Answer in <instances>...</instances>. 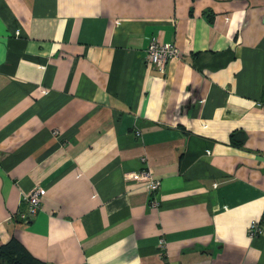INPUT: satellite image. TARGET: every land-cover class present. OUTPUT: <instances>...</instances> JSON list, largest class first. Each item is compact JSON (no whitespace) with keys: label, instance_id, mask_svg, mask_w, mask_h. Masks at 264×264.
<instances>
[{"label":"crops","instance_id":"obj_1","mask_svg":"<svg viewBox=\"0 0 264 264\" xmlns=\"http://www.w3.org/2000/svg\"><path fill=\"white\" fill-rule=\"evenodd\" d=\"M150 39L180 51L164 72ZM260 101L264 0H0V244L45 264H264ZM146 167L156 191L126 177Z\"/></svg>","mask_w":264,"mask_h":264},{"label":"built area","instance_id":"obj_2","mask_svg":"<svg viewBox=\"0 0 264 264\" xmlns=\"http://www.w3.org/2000/svg\"><path fill=\"white\" fill-rule=\"evenodd\" d=\"M180 51L174 43L158 42L155 39H150L146 48L144 60L147 64H151L159 71L164 72L169 59L179 56ZM258 105L264 108V102H258ZM127 178L134 179L136 181H142L145 183L148 192L156 191L159 188L160 181L154 176L152 170L149 167L143 168L139 171H134L126 174ZM44 193L42 187H34L30 193L24 197L26 203V209L18 214L19 219L26 221L32 218L40 209L41 200L40 197ZM152 207H157L158 203L155 200H150ZM264 217V213L261 219ZM261 219L258 221H252L248 227V234L251 237L260 235L262 233ZM161 246L163 240H160Z\"/></svg>","mask_w":264,"mask_h":264},{"label":"trees","instance_id":"obj_3","mask_svg":"<svg viewBox=\"0 0 264 264\" xmlns=\"http://www.w3.org/2000/svg\"><path fill=\"white\" fill-rule=\"evenodd\" d=\"M0 264H45L33 257L24 246L14 238L0 244Z\"/></svg>","mask_w":264,"mask_h":264}]
</instances>
